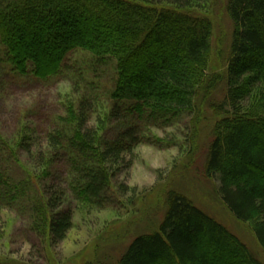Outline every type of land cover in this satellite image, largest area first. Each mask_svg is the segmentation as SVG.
Instances as JSON below:
<instances>
[{"label":"trees","instance_id":"obj_1","mask_svg":"<svg viewBox=\"0 0 264 264\" xmlns=\"http://www.w3.org/2000/svg\"><path fill=\"white\" fill-rule=\"evenodd\" d=\"M225 12L231 41L222 72H213L209 0H0L2 76H65L73 86L62 112L49 117L45 148H36L29 116L20 117L12 143L0 133V210L23 205L33 231L49 244L62 241L72 227L67 193L106 207L115 198L107 196L115 167L148 140L151 127L186 115L200 124L214 109L203 172L217 177L222 202L250 223L264 250V0H228ZM102 67L111 72L108 91L98 76ZM222 85L224 101L214 103ZM191 135L193 159L197 127ZM23 145L37 157L35 173L18 157ZM62 167L64 189L52 186ZM106 264L264 262L185 192L169 189L158 229L135 236Z\"/></svg>","mask_w":264,"mask_h":264},{"label":"rangeland","instance_id":"obj_2","mask_svg":"<svg viewBox=\"0 0 264 264\" xmlns=\"http://www.w3.org/2000/svg\"><path fill=\"white\" fill-rule=\"evenodd\" d=\"M209 2L215 26L211 70L222 72L223 56L229 51L232 31L231 20L225 12L228 0ZM220 50L223 52L220 53ZM98 76L101 86L108 91L112 79L110 70L102 67ZM72 91V83L65 76L48 82H31L4 78L0 73V133L12 143L18 137L19 127L22 128L20 117L29 116L25 123L29 126L33 124L36 128L32 135L34 144L36 148H45L47 140L44 130L51 122L49 117L62 112V102ZM217 91L214 103L220 104L224 101L226 87L222 85ZM101 108L103 106L97 113L104 111ZM215 116L216 110L207 109L201 116L200 124L196 122L197 117L186 115L172 123L151 127L148 140L134 149L133 156L127 155V162L115 167L117 171L112 179V190L107 196L109 202L114 196L116 200L114 198L106 207L97 208L79 203L67 193L66 207L72 210V227L62 241L49 244L33 231L23 205L1 209L0 264L113 262L135 236L158 229L164 195L169 189L185 192L200 208L237 235L264 262V250L250 223L237 220L229 212L216 191L219 180L203 172L207 147L218 120ZM196 127L200 133V146L192 159L189 155V140ZM18 157L24 166L30 164V170L37 172L34 169L38 166L37 157L31 158L26 146H22ZM60 172L59 183L52 186H62L64 189L65 183L62 182L65 168L62 167Z\"/></svg>","mask_w":264,"mask_h":264}]
</instances>
